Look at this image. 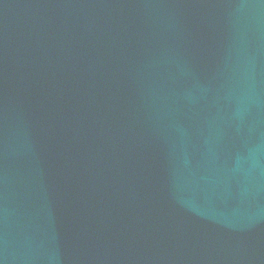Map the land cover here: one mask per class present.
<instances>
[{
  "label": "water",
  "instance_id": "95a60500",
  "mask_svg": "<svg viewBox=\"0 0 264 264\" xmlns=\"http://www.w3.org/2000/svg\"><path fill=\"white\" fill-rule=\"evenodd\" d=\"M0 264H264V0H0Z\"/></svg>",
  "mask_w": 264,
  "mask_h": 264
}]
</instances>
